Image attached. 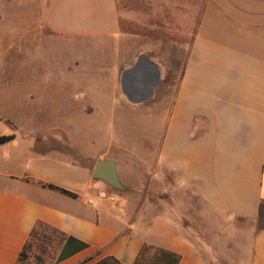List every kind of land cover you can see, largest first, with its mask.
<instances>
[{
	"label": "crops",
	"instance_id": "0c3cea01",
	"mask_svg": "<svg viewBox=\"0 0 264 264\" xmlns=\"http://www.w3.org/2000/svg\"><path fill=\"white\" fill-rule=\"evenodd\" d=\"M200 1L173 88L160 71L152 95L133 102L121 75L137 54L122 41L118 0H35L55 40L108 55L87 71L76 68L81 53L63 72L21 64L26 82L8 104L62 118L0 134L12 136L0 142V264H30L45 240L44 264L94 253L118 264H214V216L249 231L238 264H264V0ZM150 74L136 72L142 83ZM97 160L115 162L122 189L92 177Z\"/></svg>",
	"mask_w": 264,
	"mask_h": 264
},
{
	"label": "rangeland",
	"instance_id": "374dc122",
	"mask_svg": "<svg viewBox=\"0 0 264 264\" xmlns=\"http://www.w3.org/2000/svg\"><path fill=\"white\" fill-rule=\"evenodd\" d=\"M201 4L200 0H118L122 41L130 48L129 51L132 49L137 54V58L150 59L161 72L164 71L170 89L180 73ZM86 47L64 44L42 29L37 20L35 0H0V134H24L22 126L27 119L42 123L51 116L62 118L61 112L54 115L47 107L30 114L8 104L7 92L15 91L26 82L18 76L21 64L24 68L34 65L33 72L39 75L63 72L65 64L81 53L77 69L87 71L99 67L102 56L108 55V50L94 48L99 52L97 54ZM85 49L87 54L83 55ZM137 118V115L130 114L126 120L142 121ZM116 119L124 121L121 114L115 117V122ZM153 133V129L149 130V137ZM213 222L215 224L212 227H207L218 233L216 239L211 238L218 256L213 259L214 264H238L243 261L249 238L247 228L238 224L237 227L222 224L215 216ZM51 243L45 240L39 243V248H31L29 251L33 255L30 256V264H44V261H48L51 257L48 245ZM37 251H44L45 256L37 255ZM23 257H26L25 253ZM76 264L117 263L109 257L94 253Z\"/></svg>",
	"mask_w": 264,
	"mask_h": 264
},
{
	"label": "water",
	"instance_id": "95a60500",
	"mask_svg": "<svg viewBox=\"0 0 264 264\" xmlns=\"http://www.w3.org/2000/svg\"><path fill=\"white\" fill-rule=\"evenodd\" d=\"M147 65L151 68L148 82H141L136 76V72ZM160 69L143 57L137 58L134 66L122 72L121 82L125 95L133 102L141 101L152 95L153 89L159 83ZM92 177L101 179L115 189H122L123 185L119 181L117 167L113 160H97L92 170Z\"/></svg>",
	"mask_w": 264,
	"mask_h": 264
},
{
	"label": "trees",
	"instance_id": "16d2710c",
	"mask_svg": "<svg viewBox=\"0 0 264 264\" xmlns=\"http://www.w3.org/2000/svg\"><path fill=\"white\" fill-rule=\"evenodd\" d=\"M11 138H12V136H10V135H1V136H0V142H3V141H6V140H9V139H11ZM48 186L51 187V188L58 189V190H60L61 192L67 194V195L74 196V194H73L72 192H70V191H68V190H65V189H63V188H59V187L53 186V185H51V184H48ZM71 241H73V239H72V238H68V242H71ZM83 247H86V245H85V244H81V248H83ZM21 255H22V257H23L24 252H22ZM59 258L62 259V258H63V254H60ZM109 258H111V257H109ZM111 259H112V258H111ZM114 261H115V260H114ZM115 262H116V261H115ZM116 263H117V262H116ZM117 264H118V263H117Z\"/></svg>",
	"mask_w": 264,
	"mask_h": 264
},
{
	"label": "built area",
	"instance_id": "2783aa9c",
	"mask_svg": "<svg viewBox=\"0 0 264 264\" xmlns=\"http://www.w3.org/2000/svg\"><path fill=\"white\" fill-rule=\"evenodd\" d=\"M102 197H105V194H102ZM111 200H114L115 198L113 196H110Z\"/></svg>",
	"mask_w": 264,
	"mask_h": 264
}]
</instances>
